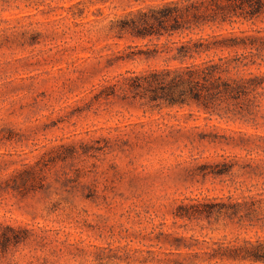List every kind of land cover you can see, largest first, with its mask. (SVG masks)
I'll use <instances>...</instances> for the list:
<instances>
[{"label": "rangeland", "instance_id": "374dc122", "mask_svg": "<svg viewBox=\"0 0 264 264\" xmlns=\"http://www.w3.org/2000/svg\"><path fill=\"white\" fill-rule=\"evenodd\" d=\"M139 6L0 0V229L19 238L0 264H237L220 256L264 240L233 215L264 198V98L220 118L133 98L126 72L179 66L149 55L166 39L114 37Z\"/></svg>", "mask_w": 264, "mask_h": 264}, {"label": "trees", "instance_id": "16d2710c", "mask_svg": "<svg viewBox=\"0 0 264 264\" xmlns=\"http://www.w3.org/2000/svg\"><path fill=\"white\" fill-rule=\"evenodd\" d=\"M134 1L141 6L112 22L114 37L149 42L166 39L163 50L154 43L156 48L149 55L166 53L179 66L139 74L126 72L119 81L125 92L156 106H195L218 118L221 104H232L240 115L260 109L264 98V72L260 71L264 64V30L237 34L234 26L264 23V0ZM243 204L233 206V215L240 213V221L263 228L264 198ZM14 242L19 238L13 228L0 229V249ZM220 257L237 264H264V240H245Z\"/></svg>", "mask_w": 264, "mask_h": 264}]
</instances>
